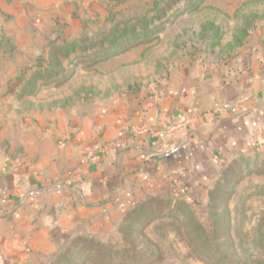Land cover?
<instances>
[{
  "label": "rangeland",
  "instance_id": "rangeland-1",
  "mask_svg": "<svg viewBox=\"0 0 264 264\" xmlns=\"http://www.w3.org/2000/svg\"><path fill=\"white\" fill-rule=\"evenodd\" d=\"M263 15L264 0H0V153L32 168L60 111L150 85L231 35L239 43ZM215 173L206 195L103 241L74 238L52 264H260L264 153Z\"/></svg>",
  "mask_w": 264,
  "mask_h": 264
},
{
  "label": "crops",
  "instance_id": "crops-1",
  "mask_svg": "<svg viewBox=\"0 0 264 264\" xmlns=\"http://www.w3.org/2000/svg\"><path fill=\"white\" fill-rule=\"evenodd\" d=\"M260 20L150 85L60 111L32 168L0 153V264H52L74 238L117 236L136 211L204 196L225 162L264 153Z\"/></svg>",
  "mask_w": 264,
  "mask_h": 264
},
{
  "label": "trees",
  "instance_id": "trees-1",
  "mask_svg": "<svg viewBox=\"0 0 264 264\" xmlns=\"http://www.w3.org/2000/svg\"><path fill=\"white\" fill-rule=\"evenodd\" d=\"M214 193L212 192V193H209V198L212 200L213 198H214ZM182 200H180V202H181ZM179 202V201H178ZM179 202V203H180ZM182 202H184V201H182ZM179 205V204H178ZM175 207V206H174ZM169 209H171V208H169ZM168 210V209H167ZM137 213L135 214V215H133V216H136L135 218L136 219H134V218H131V219H129V221H127V223L126 224H124V226L125 225H127L129 222L130 223H132V222H136V221H138V220H141L142 222H148V221H150L152 218H156V217H160V216H162V214H163V210H160L159 208H152V207H150L149 209H143V210H141V211H136ZM166 212V211H165ZM138 223V222H137ZM123 226V227H124ZM142 226H144V225H142ZM77 240L78 239H80V241H86V240H88L89 238H86V237H78V238H76ZM66 253H67V251H65ZM64 257H65V254H64V252L63 253H61L55 260L57 261L58 259H64ZM56 261H55V263L54 264H56ZM260 264H264V259H262L261 261H260Z\"/></svg>",
  "mask_w": 264,
  "mask_h": 264
},
{
  "label": "built area",
  "instance_id": "built-area-1",
  "mask_svg": "<svg viewBox=\"0 0 264 264\" xmlns=\"http://www.w3.org/2000/svg\"><path fill=\"white\" fill-rule=\"evenodd\" d=\"M175 127H172V128H170V129H168V131H171V130H173ZM178 146H177V144H174L173 146H172V150H175L176 148H177Z\"/></svg>",
  "mask_w": 264,
  "mask_h": 264
}]
</instances>
